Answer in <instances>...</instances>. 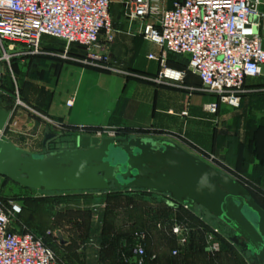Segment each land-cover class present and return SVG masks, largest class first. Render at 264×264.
I'll use <instances>...</instances> for the list:
<instances>
[{
	"label": "crops",
	"instance_id": "crops-1",
	"mask_svg": "<svg viewBox=\"0 0 264 264\" xmlns=\"http://www.w3.org/2000/svg\"><path fill=\"white\" fill-rule=\"evenodd\" d=\"M259 11L261 15L253 17L252 21L264 48V0L259 4ZM110 13L117 30L114 41L109 45L112 68L77 61L84 54L80 46H73L70 51L71 57L75 58H62L58 54L63 53L65 47L58 48L51 41L56 38L45 37V48L49 54L14 61L13 75L7 73L6 77L12 81L13 77L20 79L22 74H38L37 81L42 90L38 91L31 104L63 129L75 132V139L80 134L89 135L88 132L82 134V128L94 131L112 127L126 140L152 137L172 141L210 164L213 163L208 161V155L218 153L226 157L231 140L239 135L242 118H248V114L244 115V109L249 111L248 106L244 105L243 111H240L242 104L240 108H233L221 103L217 113L207 111L205 104L219 98L202 90L201 79L189 70V60L185 55L169 52L166 60L168 67L186 72L182 80H159L161 63L151 59L150 55L159 56L162 47L144 38L139 31V22L130 20L124 14L120 0H111ZM250 81L252 85L264 84V76L249 78L246 85ZM70 98H73L72 106L67 105ZM0 104L3 106L6 103L0 100ZM31 111H23L22 116L26 112V116L31 117L29 126L34 132L41 131L45 138L47 133L53 132V128L47 127L48 124ZM185 111L188 115H184ZM233 127L237 131L235 134L230 131ZM22 138L18 140L23 142ZM44 138L41 145L45 147ZM14 144L24 148L21 146L23 143ZM99 194L100 198L88 197L86 202L82 199L76 204L81 209L80 217L86 219L88 214L90 218L84 222L80 219V227L73 225L71 235L74 229L79 228L86 240L76 243L78 239L64 238L62 248L65 253L76 246L80 264H136L127 261L122 248L131 251L138 232L146 236L147 257L144 264H200V261L204 264H234L235 258L239 257L235 242L223 236L220 226L197 210L196 205L186 207L172 202L167 194L145 190L118 191L111 188ZM146 194L158 198L150 200L148 206L145 200H138V195ZM101 213L103 220L100 223L96 219ZM178 213L181 216H176ZM185 220L191 232L188 229L187 244L181 245V235L174 233V228L182 226ZM95 223H99L96 234L93 226L90 227ZM215 231L223 239L217 237ZM91 238H96L103 246V252L98 257H95V251L89 244ZM215 245L218 250L214 252L212 246ZM84 246L86 249L82 253ZM174 250L178 253L174 254ZM120 254L125 257L124 260L120 259ZM247 255L246 249L242 250V264H256L255 258Z\"/></svg>",
	"mask_w": 264,
	"mask_h": 264
},
{
	"label": "built area",
	"instance_id": "built-area-1",
	"mask_svg": "<svg viewBox=\"0 0 264 264\" xmlns=\"http://www.w3.org/2000/svg\"><path fill=\"white\" fill-rule=\"evenodd\" d=\"M120 2L124 14L139 22V31L144 38L162 47L159 56L150 55L151 59L161 63L159 80H182L186 75L185 71L166 65L169 52L188 57V68L201 79L202 90L219 98L205 104L207 111L217 113L221 103L240 108L246 81L264 76L262 38L252 21L253 17L261 15V0ZM110 6L111 0H0V97L7 92L2 84L7 70H13L14 61L49 54L45 37L66 44L63 53L58 54L62 58H75L71 57L70 51L73 46H80L84 54L77 61L112 68L109 45L117 30ZM13 79L17 83L16 78ZM14 99L16 104L3 105L10 111V117L5 128L0 130V140L11 141L7 134L19 132L13 121L17 106L23 104L19 89ZM67 105H73V98L67 101ZM37 114L42 116L39 112ZM184 115L188 112L185 111ZM45 118L53 123L52 119ZM89 135L115 141L124 138L112 127H104ZM4 178L0 175V264H69L66 253L61 255L54 247V242L61 244L58 234L52 239V231L42 235L17 224L23 208L13 199L4 198ZM174 233L181 235V245L187 244L188 237L182 226H176ZM145 237L143 232L136 234L137 242L133 247L136 264H144ZM89 244L98 257L101 244L96 238H91ZM217 250V245L212 246V251ZM177 253L175 250L174 254Z\"/></svg>",
	"mask_w": 264,
	"mask_h": 264
},
{
	"label": "water",
	"instance_id": "water-1",
	"mask_svg": "<svg viewBox=\"0 0 264 264\" xmlns=\"http://www.w3.org/2000/svg\"><path fill=\"white\" fill-rule=\"evenodd\" d=\"M10 111L0 104V130ZM56 137L49 132L44 145ZM74 149L42 154L0 140V175L44 191L145 190L172 202L200 205L234 230L232 240L264 264V208L235 178L172 141L79 135ZM58 238L65 242L64 236ZM137 258L134 259V262Z\"/></svg>",
	"mask_w": 264,
	"mask_h": 264
},
{
	"label": "rangeland",
	"instance_id": "rangeland-1",
	"mask_svg": "<svg viewBox=\"0 0 264 264\" xmlns=\"http://www.w3.org/2000/svg\"><path fill=\"white\" fill-rule=\"evenodd\" d=\"M51 41L54 42V46L58 48L62 49L66 46L63 41L57 39L55 41L51 39ZM7 73L11 76L13 75L10 70H7ZM38 77L39 75L34 74V72L22 74L20 79L17 76V83L12 78L11 85L14 92L12 90L8 91L6 88L4 89L7 92L3 97H0V100L4 103L12 105L16 104V99H14V97L16 96L17 89H19L21 100L23 102V104L17 106V110L13 118V121L16 124L15 126H18L19 132L8 133L7 135L13 143H20V145L23 143L21 145L24 147L23 149L32 153H38L39 151L45 153L55 150L74 149L76 147L75 132H68L69 130L63 129V126L58 125L55 121L50 123L45 118L46 116L43 117L44 115L41 116L37 114L39 111L38 108L31 104L33 98L38 95V91L42 90V88L38 85ZM256 85V83L252 85L251 82L245 86V89L242 92V108L239 110L243 111V106L247 105L249 111L244 109V115L248 114V118H242L240 130L238 131L239 135L237 138L235 136L234 140H231L230 148L225 157V163L219 161L211 155H208L207 157L208 161L213 163L212 165H214L217 169L238 180L250 192L249 198H254L256 201L264 205V84ZM28 109L29 111H31V109L34 110L31 112H34L35 116H38L44 124H48L47 127H52L53 132L56 134V138L50 140L45 147L41 145L44 138L42 132H34L32 129L33 127L29 126V120H31V117L26 116V112H24L25 116H22V112L25 110L28 111ZM47 118L52 119L49 116H47ZM99 129L87 131L82 128L80 130L82 134L88 132V134L93 135ZM230 131L234 134L237 132L234 127L230 129ZM20 138L23 139V142L18 140ZM25 143L28 144L26 145ZM112 188L116 189L115 187ZM2 191L4 198L13 199L23 208L22 214L17 217V224L19 226L32 229L42 235L48 231H52V239L55 234L61 233L66 240L74 241L78 239L76 243H81L86 240V238L84 240L81 234V229L79 228L74 229L75 232L71 235V228H73V225L80 227L81 223L79 220L83 219L80 217L81 209H79L78 205H76L78 204L77 202H80L82 199L86 202L88 197L100 198V191L48 192L28 188L13 182L10 179L7 180L6 178H4L3 181ZM157 198L158 197H153L151 194L138 195V200H145L144 202H146L148 206L150 205V200ZM94 200L96 201V199ZM71 202L74 205L71 204ZM152 204L154 205V203ZM195 207L200 212L212 218L215 225L220 226L223 236H226L230 240L234 237V230L226 225L222 220L200 205H196ZM176 216H181V214L178 213ZM102 217L103 213H101L96 220L101 223L103 220ZM89 218L90 217L87 214L86 219H83L82 222H84V220H89ZM186 223L187 220L182 223V228L185 230L184 234L188 237V229L190 230L189 232H191V227ZM98 224L99 223L90 225V227L93 226L92 228H94L93 230H95V234L97 232ZM215 234H218L217 237L222 238L219 232L215 231ZM234 246L238 248L237 250L240 252V254H238L239 257L235 258L234 264H242L240 256L242 255V250H245L243 247V239L240 238L238 243H235ZM54 247L61 255L65 253L64 249L60 247L57 242H54ZM76 249V246H73L66 252V259L69 264H80V260L78 258L79 252ZM85 249L86 248L84 246L81 252L83 253ZM246 254H248V257L253 256L256 260V264H261L257 256L251 251L246 249ZM91 260L94 261V258H91ZM200 264H204V261H200ZM243 264L245 263L243 262Z\"/></svg>",
	"mask_w": 264,
	"mask_h": 264
},
{
	"label": "trees",
	"instance_id": "trees-1",
	"mask_svg": "<svg viewBox=\"0 0 264 264\" xmlns=\"http://www.w3.org/2000/svg\"><path fill=\"white\" fill-rule=\"evenodd\" d=\"M42 56H44V55H42ZM36 57V56H35ZM14 66H15V63H14ZM11 80H10V77H5V79H4V82H3V84H2V87L5 89L6 88V90L8 89V91L9 90H12L13 92H14V90H13V88H12V85H11ZM214 156H215V158H217L219 161H221V162H224L225 163V157H223V156H221V155H219L218 153H214ZM6 178V177H5ZM7 180H8V178H6ZM116 190H118V189H116ZM118 191H123V190H118ZM258 202V201H257ZM263 208H264V205L262 204V203H260V202H258ZM21 215V214H20ZM19 215V216H20ZM135 242H137V241H135ZM61 245V246H60ZM59 246L60 247H63L62 245H63V243L61 242V244H60ZM134 245L135 244H133V246H131L132 248L134 247ZM102 246V245H101ZM125 252L124 253V255L126 256V258H127V261L130 263V262H134V259H135V256H134V254H133V249L131 250V251H126L124 248H122V252ZM102 252H103V246H102V249H101V254H102ZM121 252V253H122ZM147 257V252H146V256H145V258ZM124 256H121V254H120V259H123L124 260ZM145 260V259H144ZM126 261V262H127Z\"/></svg>",
	"mask_w": 264,
	"mask_h": 264
}]
</instances>
